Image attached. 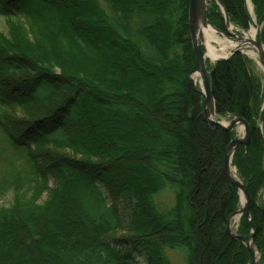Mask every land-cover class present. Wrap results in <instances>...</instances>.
Returning a JSON list of instances; mask_svg holds the SVG:
<instances>
[{
    "label": "trees",
    "instance_id": "trees-1",
    "mask_svg": "<svg viewBox=\"0 0 264 264\" xmlns=\"http://www.w3.org/2000/svg\"><path fill=\"white\" fill-rule=\"evenodd\" d=\"M0 0V264H248L227 233L239 190L222 172L235 133L202 119L189 0ZM263 24L264 0H252ZM250 28L245 0H208L210 25ZM254 62L209 71L218 118L251 131L232 164L264 260V101ZM21 109L23 115L15 112ZM168 186L175 206L158 210ZM242 217L238 235L249 236Z\"/></svg>",
    "mask_w": 264,
    "mask_h": 264
},
{
    "label": "water",
    "instance_id": "water-1",
    "mask_svg": "<svg viewBox=\"0 0 264 264\" xmlns=\"http://www.w3.org/2000/svg\"><path fill=\"white\" fill-rule=\"evenodd\" d=\"M206 0H189V12H188V21H189V34L190 40L192 43L193 51L195 54L196 60V71L197 75L200 78V90L199 94L203 99V111H202V119L203 121L209 125L210 127L214 128L215 130L224 131V132H232L238 126H242L244 128V137L242 139L234 138L229 143V145L225 149L222 172L224 173L227 181L232 184L233 186L237 187L240 191L241 195V203L244 202L243 208L239 210V208L232 214L231 218L229 219L227 225V233L229 236L234 240H239L246 248V250L250 254V260L248 264H264L262 255L257 251L256 247L254 246V236L256 234V227L251 219V207H252V198L249 193L248 184L244 180H235L231 176V167H232V157L234 151L239 146L248 147L251 140V131L248 123L239 116H235L233 120L229 123V125H224L217 120L211 119L210 111L208 110L212 106L213 112L216 114L215 111V101L211 90L209 76L210 73L208 72L207 65H206V52L205 47L203 44L204 35L203 31L199 29V24L202 21L206 25H209L207 15H206ZM204 9V11L202 10ZM203 11V13H202ZM225 13V11H224ZM245 13L249 20L251 27H256L258 29L255 40H251V45L253 49L258 50L260 52L259 58L261 62V67L264 72V45L261 40V29L260 27L253 21L252 16L248 12L247 0H245ZM226 16V25L227 28L229 26V20ZM214 30L220 34L218 30L214 28ZM229 35H232L228 32ZM244 37H239L238 41H242ZM237 53L245 54L243 49H237L233 51L229 56L222 58L218 61H226L231 58L233 55ZM260 136L264 146V138L262 135V130L260 129ZM240 216L241 218L245 216L246 220L248 221L249 225L251 226V233L249 236L243 235H236L232 233L231 230V221L234 217ZM256 252L260 255V258L256 260Z\"/></svg>",
    "mask_w": 264,
    "mask_h": 264
},
{
    "label": "rangeland",
    "instance_id": "rangeland-1",
    "mask_svg": "<svg viewBox=\"0 0 264 264\" xmlns=\"http://www.w3.org/2000/svg\"><path fill=\"white\" fill-rule=\"evenodd\" d=\"M99 1L103 6L106 5L105 0H99ZM250 1L252 4V0H250ZM207 2H208V0H206V3ZM252 6H253V4H252ZM253 8H254V6H253ZM222 12L224 14L223 9H222ZM253 14H254V16L253 15L252 16L255 19L256 24L260 27V29L262 31L263 24L258 23L256 16H255V11ZM224 16H225V14H224ZM0 30L5 32V21L2 18H0ZM251 30H252L251 26H250L248 32H246V31L241 30L240 28L236 27L235 25H233L231 23H230V27H229L230 33H232L234 35L232 38L234 41H236L238 37L246 36ZM215 37H216L215 38L216 41L214 43H212L211 46L214 48L216 56H218L219 58H224V57L228 56L231 53V50L228 46V43L225 41L224 37L220 34H216ZM206 53H208V52L206 51ZM253 62H254L253 72L261 80L262 89H263V97H264V72L261 69V67L255 61H253ZM215 64H216V61H213L212 59H210L208 57V61H207L208 68L211 69ZM196 75H197V73H195L192 78L194 79V76H196ZM195 84L198 86L199 89L201 88L200 87V84H201L200 78H199V82L195 83ZM15 112L19 116L23 115V111L21 109H16ZM261 112L264 113V101H263V104L261 107ZM217 120L226 126L229 125V122H230L229 118H217ZM234 133H235L236 137L242 138L244 135L243 127L242 126L237 127L236 130L234 131ZM3 175H4V172H2V170H0V208H8L13 203L14 191H12V190H8V191L3 190L2 191L1 187L3 185V182H2L3 181ZM239 198H240V201H239L238 208L242 204L240 191H239ZM154 201H155V204H156L159 211L166 212L167 210H169L175 206V191L172 189V187L168 186L160 194L155 196ZM258 201H259L260 206H262L264 208V188L259 192V194L257 196V202ZM234 220H235V217H234ZM240 222H241V219L238 217V220L235 223H231L232 233H234L236 235L238 234ZM260 254L262 255V253H260ZM258 256L260 258L259 254H258ZM169 258H170L171 264H187V251L184 249L171 251V252H169ZM262 259H263V256H262Z\"/></svg>",
    "mask_w": 264,
    "mask_h": 264
},
{
    "label": "bare ground",
    "instance_id": "bare-ground-1",
    "mask_svg": "<svg viewBox=\"0 0 264 264\" xmlns=\"http://www.w3.org/2000/svg\"><path fill=\"white\" fill-rule=\"evenodd\" d=\"M247 6H248V12L250 13V15L254 16V8L251 4V1L250 0H247ZM204 11V9H202ZM202 11V13H203ZM188 12H189V8H188ZM252 16V19L253 21L255 22V19L253 18ZM256 23V22H255ZM199 29L203 31V35H204V40H203V44H204V47H205V52L207 51L208 53H206V57L212 59L213 61H217L219 60L220 58L218 56H216L215 54V51H214V48L211 46L212 43H214L216 40H215V36L216 34H219L217 33L210 25H206L205 23H203L202 21L200 22L199 24ZM257 31L258 29L256 27H252V30L246 35L244 36V39L242 41H238V39L236 41L234 40H230L229 38H227V36L225 34H220L224 37L225 41L228 43V46L231 50V52L237 50V49H243L244 52L247 54V56L255 61L260 67H261V62H260V58H259V55H260V52L258 50H255L253 49L252 45H251V40H255V37H256V34H257ZM230 32V31H229ZM226 37H225V36ZM208 45V46H207ZM208 48V49H207ZM207 49V50H206ZM262 69V67H261ZM211 76V74H210ZM210 76H209V80H210ZM195 83H198L199 82V77L196 75L194 76V79ZM211 85V84H210ZM210 111V115H211V119L213 120H217V115L213 112L212 110V106L208 109ZM218 121V120H217ZM220 122V121H219ZM221 123V122H220ZM223 124V123H222ZM214 129V128H213ZM224 132V131H223ZM228 133H234V131L232 132H228ZM244 137V135H243ZM242 137V138H243ZM234 138H238V139H242V138H239V137H236V135H234ZM232 141V140H231ZM230 141V142H231ZM229 145V144H228ZM240 147V146H239ZM244 147V146H243ZM246 148V147H245ZM237 149V148H236ZM235 153V151H234ZM234 155V154H233ZM231 176L235 179V180H242L238 173H237V170L236 168L232 165L231 167ZM243 204L244 202H242V204L240 205L239 207V210H241L243 208ZM238 217L240 218V216H236L235 217V220L234 218L232 219L231 223H235L237 220H238ZM256 235V234H255ZM255 238V236H254ZM254 246L256 247V245L254 244ZM257 249V248H256ZM258 251V249H257ZM259 256H258V253L256 252V260H258Z\"/></svg>",
    "mask_w": 264,
    "mask_h": 264
}]
</instances>
